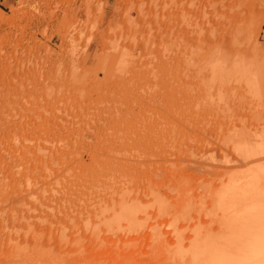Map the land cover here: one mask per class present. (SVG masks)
<instances>
[{"label":"rangeland","instance_id":"374dc122","mask_svg":"<svg viewBox=\"0 0 264 264\" xmlns=\"http://www.w3.org/2000/svg\"><path fill=\"white\" fill-rule=\"evenodd\" d=\"M263 160L264 0H0V264H251Z\"/></svg>","mask_w":264,"mask_h":264},{"label":"bare ground","instance_id":"6f19581e","mask_svg":"<svg viewBox=\"0 0 264 264\" xmlns=\"http://www.w3.org/2000/svg\"><path fill=\"white\" fill-rule=\"evenodd\" d=\"M68 9H69V8H68ZM68 12H69V11H68ZM105 15H106V14H105ZM237 19H238V17H237ZM237 19H236V21H237ZM232 25H233V24H232ZM232 25H231V26H232ZM58 28H59V27H58ZM226 35H227V34H226ZM100 43H101V42H100ZM105 47H106V46H105ZM178 56H179V55H178ZM190 56H191V55H190ZM183 57H184V56H183ZM180 58H181V56H180ZM185 59H186V58H185ZM185 59H184V60H185ZM187 59H189V57H188ZM184 62H185V61H184ZM184 65H185V64H184ZM182 66H183V65H182ZM185 66H186V65H185ZM239 128H240V127H239ZM261 132H262V131H261ZM229 133H230V132H229ZM230 135H232V134H230ZM235 138H236V137H235ZM229 140H230V139H229ZM240 140H241V139H240ZM243 140H244V139H243ZM246 140H247V139H246ZM246 140H245V142H246ZM165 141H166V140H165ZM225 143H226V142H225ZM230 143L232 144V142H230ZM235 143H237V142H235ZM235 143H234V144H235ZM227 144H228V143H227ZM250 144H251V143H250ZM262 144H263V143H262ZM243 145H244V144H243ZM251 145H252V144H251ZM254 145H255V144H254ZM254 145H253V146H254ZM234 146H235V145H234ZM251 147H252V146H251ZM238 148H239V147H238ZM248 148H249V147H248ZM231 149H232V147H231ZM257 149H258V148H257ZM233 150H234V149H233ZM236 150H237V149H236ZM242 150H243V149H242ZM250 150H251V149H250ZM260 150H261V148H260ZM240 151H241V150H240ZM244 151H245V150H244ZM258 151H259V150H258ZM40 152H41V151H40ZM242 152H243V151H242ZM250 152H251V151H250ZM238 153H239V152H238ZM252 153H253V152H252ZM246 154H248V152L245 153V155H246ZM236 156H237V155H236ZM238 158H239V156H238ZM240 158H241V157H240ZM240 158H239V159H240ZM243 158H244V157H243ZM91 159H92V158H91ZM259 159H262V158H259ZM243 160H244V159H243ZM256 160H257V159H256ZM263 161H264V160H263ZM230 162H231V161H230ZM246 162H247V161H246ZM249 162H251V161H249ZM252 162H253V161H252ZM260 162H261V161H260ZM219 164H220V162H219ZM255 164H256V163H255ZM262 165H263V163H262ZM247 166H248V164H247ZM254 166H255V165H254ZM256 166H257V165H256ZM263 166H264V165H263ZM263 166H262V167H263ZM248 167H249V166H248ZM263 168H264V167H263ZM101 170H102V169H101ZM261 170H262V168H259V174H257V177H256V180H258L259 182L256 181V182L254 183V184L256 185V188L259 189L260 193H259V192H255V191H254V192H255L256 194H255L254 192L251 193V192L248 191L247 189H246V190H243V192H242V190H238V189H237V188H239V186H238V180H233V181H236L237 185L235 184V182H233L232 180H230L231 183L228 184V185H229V186H228L229 188H228L227 186H226L225 189L223 188V189H224V190H223V192H224L223 194L225 195V193H226V195H225V196H226V200H224V203H223V204H225V202H226L227 199H228V196L230 195L229 193H227L226 190H227V189L229 190V189L232 188V187H233L232 189H234V187H235L234 190L237 191V192L234 193V195L232 194L231 197L229 196L230 201H232V202L235 201L236 204L239 203V202H240V204L243 203L241 206H239V204H237V205H238V208H236V210H235V211H238V209H239V213H240V214L237 212V215H239V216L241 215L240 218H239V219H241V221H239L240 224H239V222H238L239 219H236V218H235L237 222L234 221V222H236V225H237V223H238V225H237V226H239L238 229L234 226L235 224H234V222L232 221L233 224H234L233 226L235 227V229H236V230H240V231H238L237 233H241V232L244 231V227L247 225L244 219H247V216H248V218L250 217V220H249V221H252V220L255 221V220H256V217H255V219H254V217L252 218V215H251V214H253V213H252L253 211H257V214H256L257 217H259L258 212H259V213L261 212V215H264V214L262 213V210H261L262 208L264 209V206H256V207H254V208L251 207V208H250V209H251V214H248V213L245 214V211H244V210H246V209L249 207V205H246L245 199H246V200L249 199L250 202H253V200L255 201L256 199H257L256 201H261V202H263V201L261 200V199H262V198H261V194H262V196H264V192H263V190H262V189H264V188H262V186H264V181L262 180V175L264 176V170H263V171H261ZM221 171H222V170H221ZM260 171H261L263 174H261ZM96 172H98V171H96ZM223 173H224V172H223ZM257 173H258V171H257ZM233 174H235V173H233ZM226 175H227V174H226ZM220 176L222 177L223 175L220 174L218 177L220 178ZM224 176H225V175H224ZM208 177H209V176H208ZM246 177H247V178H246ZM246 177L244 176L243 178H244V180L247 181V179H248L249 177H248V176H246ZM251 177H253V176H251ZM259 177H260V179H259ZM219 178H218V179H219ZM233 178H234V177H233ZM243 178H242L241 180H239V181L242 182ZM234 179H235V178H234ZM239 179H240V178H239ZM212 180H213V179H212ZM3 181H4V180H3ZM246 181H245V182H246ZM262 181H263V182H262ZM199 182H200V181H199ZM240 182H239V183H240ZM248 182H250V183H248ZM248 182H247V183H248L249 185H252V188H253V187H254V185L252 184V183H253V178H252L251 181H250V179H249ZM251 182H252V183H251ZM233 183H234V184H233ZM242 183L244 184V182H242ZM256 183H257L258 185H257ZM262 183H263V185H262ZM198 184H199V183H198ZM245 184H246V183H245ZM248 184H247V185H248ZM260 184H261V185H260ZM220 185H221V184H220ZM235 185H236L237 187H236ZM203 186H204V185H203ZM258 186H259V187H258ZM197 188H198V186H197ZM260 188H261V190H260ZM203 189L205 190V187H203ZM232 189H230V190H232ZM239 189H242V188H239ZM214 190H215V188H214ZM217 190H219V189H217ZM230 190H229V192H230ZM253 190H254V188H253ZM221 191H222V189H221ZM245 191L248 192L247 195L245 194ZM125 192H126V191H125ZM206 192H207V190H206ZM206 192H204V194H206ZM212 192H213V191H212ZM214 192H215V191H214ZM217 192H218V191H217ZM103 193H104V192H103ZM123 193H124V192H123ZM174 193H175V192H174ZM210 194H211V193H210ZM219 194H220V193H219ZM228 194H229V195H228ZM235 194H236V195H235ZM244 194L246 195L245 198H244ZM253 194H254V195H253ZM218 196H219V195H218ZM233 196H234V198H233ZM239 196H240V197H239ZM248 196H249V197H248ZM252 196H253V197H252ZM256 196H259V197H260V200H259V198L256 197ZM154 197H155V196H154ZM199 197H200V196H199ZM237 197L240 198V200L237 199ZM242 197H243V198H242ZM207 198H208V197H207ZM218 198H219V197H218ZM241 198H242V199H241ZM219 199H220V198H219ZM229 199H228V200H229ZM236 199H237V200H236ZM125 200H126V199H125ZM221 200H222V199H221ZM238 200H239V202H238ZM242 200H243V202H242ZM263 200H264V198H263ZM86 201H87V200H86ZM197 202H198V201H197ZM223 204L220 203V210H221V211H223V209H222V207H221ZM244 204L246 205V206H244L245 208L243 207ZM251 204H252V203H251ZM218 205H219V204H218ZM227 206H228V205H227ZM227 206H226V207H227ZM235 207H236V206L233 204L231 207L228 206V208H226L224 211H225V212H228V210H231V209L233 210V208L235 209ZM242 207H243V209H242ZM259 207L261 208L260 210H259ZM240 208H241L242 210H240ZM227 209H228V210H227ZM255 209H258V210H255ZM217 210H219V209H217ZM213 211H214V210H213ZM230 212H231V211H230ZM246 212H250V210L247 209ZM263 212H264V210H263ZM222 213H224V212H222ZM244 214H245V215H244ZM254 215H255V213H254ZM221 216H222V214H221ZM228 216H229V214H228ZM234 216H235V215H233V217H234ZM229 217H230V216H229ZM229 217H228V218H229ZM263 217H264V216H263ZM263 217L260 216L261 219H263ZM230 218H232V216H231ZM230 218H229V219H230ZM243 218H244V219H243ZM251 219H252V220H251ZM217 220H218V219H217ZM243 220H244V224H245V226H244V224H242V223H243ZM257 220H258V218H257ZM257 220H256V221H257ZM263 220H264V219H263ZM258 221H259V220H258ZM241 222H242V223H241ZM230 223H231V222H230ZM247 223H248V222H247ZM262 223H263V222H262ZM228 224H229V223H228ZM249 225H250V224H249ZM258 225H259V226H262V225H260L259 223H258ZM240 226H241V227H240ZM247 226H248V225H247ZM247 226H246V227H247ZM255 226H256V223H255ZM231 228H232V227H231ZM241 228H242V229H241ZM249 228H250L251 231H252V230H253L252 228H255V227H253V225H252V227L250 226ZM247 229H248V227H247ZM256 229H257V227L254 229L253 232H255ZM258 229H259V228H258ZM258 229H257L256 231H258ZM261 229H263V227H262ZM236 230H235V231H236ZM242 230H243V231H242ZM233 231H234V230H233ZM235 231H234V233H235ZM251 231H250V232H251ZM259 231H261V230H259ZM259 231H258V233H259ZM12 232H13V231H12ZM230 232L232 233L231 230H230ZM250 232H249V229H248V234H250ZM253 232H251V235H248V239L252 237V234H254ZM231 233H230V235H231ZM258 233H257V234H258ZM255 234H256V233H255ZM257 234H256V235H253V237H254V236H257ZM226 235L229 237V234H226ZM226 235L224 234V236H226ZM232 235H233V238L231 237V241H232V239H234V240H233L234 242L236 241L235 238L240 236L239 234H238V235H239V236H238V235H235V234H233V233H232ZM241 235H242V237H245V233H244V234L242 233ZM243 235H244V236H243ZM258 235H259V234H258ZM227 236H226V237H227ZM235 236H236V237H235ZM249 236H250V237H249ZM205 237H206V236H205ZM205 237H204V238H205ZM228 237H227V239H228ZM259 237H260V236H259ZM261 237H262V235H261ZM263 237H264V236H263ZM204 238L202 237V239H204ZM215 238H216V239H215ZM240 238H241V236L239 237V239H240ZM211 239H214V241L211 242V241H210ZM229 239H230V238H229ZM236 239H238V238H236ZM242 239H243V238H242ZM256 239H258V237H256ZM256 239H255V237H254V241H255V243H256V242L258 243V240H256ZM189 240H192V239H189ZM196 240L198 241V238H195V241H196ZM199 240H200V238H199ZM207 240H208V241L204 240L206 243H204L202 240H200V241H202V242L204 243L205 250H206V251H205L206 254L204 253L205 256L203 255L204 249H203V252L201 253V254L203 255L202 258H207V259L204 260L205 263H204V262H203V263H204V264H206V263H207V264H212V263L215 264L216 261H219V260H220V256H221V255H219V257H218V255H216V254H219V253H217V252H219V249L221 250L222 246H223V247H225V246H224L223 244H222V245L220 244L221 242H220L219 240H221V238H218V236H217V237L214 236V238H213V237L211 238V236H210V240H209V238H208ZM223 240H224V239H223ZM243 240H244V239H243ZM251 240H253V238H252ZM251 240L249 239L248 241H249L250 243H247V244H250V245L252 246ZM195 241H194V242H195ZM226 241L228 242L229 240H226ZM231 241H230V243H231ZM233 241H232V242H233ZM237 241H239V240H237ZM259 241H260L259 243H261V245H256V244H255V245H253L252 247L255 248V246H260V250H261V248L263 249V247H264V239H262V240L259 239ZM190 242H192V241H190ZM190 242H189V244H190ZM240 242H241V241H240ZM196 243L199 244V245H200V244H201V245L203 244V243H201V242H200V243L195 242V245H196ZM223 243H224V242H223ZM236 243H237V242H236ZM243 243H244V241L241 242V245H242ZM259 243H258V244H259ZM225 244H226V242H225ZM231 244H232V246H230V245L228 244L230 247H228V245H227V248L225 247V248L228 249V251H229V253L225 251L224 254H225L226 256H223V251H224V250H221V254H222L221 257H225V258H223V259H225V260L221 259V261L223 260V262H221V264H223L224 261L227 262V258H226V257H227V254H231V253H230V250H231V248H233V246H234L233 243H231ZM237 244H240V243L238 242ZM247 244H246V246H247ZM195 245H194V246H195ZM241 245H240V247H241ZM262 245H263V247H262ZM154 246L156 247V249H155ZM154 246H152V247H154V248L150 247L151 249L154 250V252L158 251L157 248H159V250L161 249V248H160V245H154ZM172 246H173V245H172ZM219 246H220V247H219ZM183 247H184V245H183ZM187 247H188V249H189L190 247H192V244H191L190 247H189V246H187ZM235 247H236V246H234V248H233V252H237L236 250L234 251ZM248 247H249V245H248ZM248 247H247V248H248ZM252 247H251V248H252ZM194 248H195V247H194ZM225 248H224V249H225ZM229 248H230V250H229ZM241 248L244 249V246H242ZM254 248L252 249V251L254 250ZM188 249H187V250H188ZM196 249H197V247L195 248V252H194V250L192 251V252H193V255L190 253V254H191V257L193 258V261L191 260L192 258L190 259V260L192 261L191 264H193V262H194V263L198 262V261H196V260L194 259V253H195V257L198 258V256H197V252H196L197 250H196ZM222 249H223V248H222ZM226 249H225V250H226ZM238 249H239V248H238ZM242 249H241V250H242ZM255 249H256V248H255ZM257 249H258V248H257ZM153 250H152V251H153ZM207 250H209V251H208V252H209V255H210L209 257L207 256V254H208ZM239 250H240V249H239ZM245 250H246V249H245ZM245 250H244V254H246V253H245ZM181 251H182V250H181ZM189 251H190V250H189ZM189 251H188V252H189ZM262 251H264V250H261V251H260V254H259V251H258V256L256 255V254H257V251H256V250H254L255 254H251V253H253V252L249 253V254H251L252 256H253V255H256V257H257V260H256L255 257H253V258L251 257L253 260L255 259L254 262L256 261V262L254 263V262H252V261H253V260H252V261H251V262H252L251 264H253V263H254V264H259V263H258V262H260V261H258V260H259V259H258L259 255L262 256V254H263V256H264V252L261 253ZM148 252H149V250H148ZM148 252H146V253H148ZM150 252H151V250H150ZM154 252H153V253H154ZM211 252H214V254H215L216 256L213 255ZM178 253H180V251H179ZM178 253H177V254L175 253L174 256L178 255ZM144 254H145V253H144ZM157 254H158V253H157ZM180 254H181V255H184V254H183V251H182V253H180ZM180 254H179V256L181 257ZM190 254H188V256H189ZM211 254H212V255H211ZM239 254H240V253H238V256H242V257H243V255H242V254H243L242 251H241V254H240V255H239ZM231 255H233V254H231ZM234 255H235V254H234ZM140 256H141V255H140ZM151 256H152V255H151ZM188 256H187V257H188ZM236 256H237V255H236ZM244 256H245V255H244ZM263 256H262V258H263ZM147 257L149 258V254H148ZM169 257H170V256H169ZM171 257H172V256H171ZM177 257H178V256H177ZM189 257H190V256H189ZM229 257H230V255H229ZM183 258H184V257H183ZM217 258H218V259H217ZM245 258H246V257H245ZM251 258H248L247 261H248L249 259H251ZM259 258H260V257H259ZM186 259H187V258H186ZM188 259H189V258H188ZM199 259H200V258H199ZM228 259H229V258H228ZM231 259H232V258L230 257V260H229L230 263H231V261L233 260V259H232V260H231ZM236 259H237V258H236ZM236 259H234V260L236 261ZM260 259H261V258H260ZM263 259H264V258H263ZM153 260H154V259H153ZM170 260H171V259H170ZM182 260H183V259H182ZM201 260H202V259H201ZM240 260H241V259H240ZM154 261H155V260H154ZM173 261H174V260H173ZM243 261H244V259H243ZM247 261H246V262H247ZM257 261H258V262H257ZM169 262H170V261H169ZM199 262H200V261H199ZM219 262H220V261H219ZM246 262H245V263H246ZM249 262H250V261H248V263H246V264H250ZM263 262H264V261H263ZM263 262L261 261V264H262ZM179 263H182V261L179 262ZM232 263H233V261H232ZM232 263H231V264H232ZM235 263H236V262H234V264H235ZM237 263H238V262H237ZM175 264H176V263H175ZM182 264H183V263H182ZM216 264H219V263H216ZM227 264H228V262H227ZM239 264H241V263H239ZM242 264H243V262H242Z\"/></svg>","mask_w":264,"mask_h":264}]
</instances>
